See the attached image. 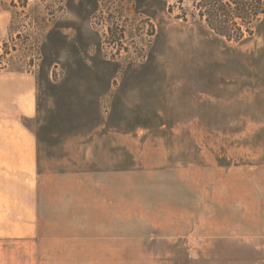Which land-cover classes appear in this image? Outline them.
Masks as SVG:
<instances>
[{"label":"rangeland","instance_id":"rangeland-1","mask_svg":"<svg viewBox=\"0 0 264 264\" xmlns=\"http://www.w3.org/2000/svg\"><path fill=\"white\" fill-rule=\"evenodd\" d=\"M0 10L32 109L29 168L0 172L29 225L14 210L0 264H264V16L235 43L192 0Z\"/></svg>","mask_w":264,"mask_h":264},{"label":"crops","instance_id":"crops-1","mask_svg":"<svg viewBox=\"0 0 264 264\" xmlns=\"http://www.w3.org/2000/svg\"><path fill=\"white\" fill-rule=\"evenodd\" d=\"M11 18V11L0 10V39L7 35ZM22 77L0 76V172L8 177L13 172L27 170L31 159L29 136L17 132L21 119L32 113L29 85ZM29 194V184H0V236H13L7 231V222L16 220L14 210L21 215L17 219H25L26 226L29 225Z\"/></svg>","mask_w":264,"mask_h":264},{"label":"trees","instance_id":"trees-1","mask_svg":"<svg viewBox=\"0 0 264 264\" xmlns=\"http://www.w3.org/2000/svg\"><path fill=\"white\" fill-rule=\"evenodd\" d=\"M192 1L198 10L192 15L193 18L204 20L211 31L235 43L251 35L253 27L264 16V0ZM6 43L2 44L6 46ZM2 54H6L5 50H2Z\"/></svg>","mask_w":264,"mask_h":264}]
</instances>
